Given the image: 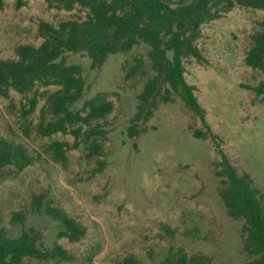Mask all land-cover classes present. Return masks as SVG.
Returning <instances> with one entry per match:
<instances>
[{
    "label": "rangeland",
    "instance_id": "rangeland-1",
    "mask_svg": "<svg viewBox=\"0 0 264 264\" xmlns=\"http://www.w3.org/2000/svg\"><path fill=\"white\" fill-rule=\"evenodd\" d=\"M6 0L0 10V60L13 59L15 48L38 46L42 39L40 21L53 26L66 20H84L86 11L48 7L45 0ZM180 0H168L176 5ZM264 12L235 7L200 29L195 42L203 60H184V79L193 86L205 120L217 143L239 174L247 173L264 194V75L244 63L251 35L259 31ZM148 47L139 44L125 54H115L97 69L90 68L84 53H66L68 64L82 68L86 88L75 109L96 95L113 104L106 117L107 138L100 156L86 160L82 146L66 151V161L56 162L46 151L52 141L73 143L70 135H37L40 101L34 114L20 117L22 97L14 91L0 97V134L7 141L23 145L33 163L22 172L13 167L0 173V228L9 238L24 230L40 234L43 251L55 243L71 256L68 262L24 258L20 264H124L133 258L138 264H160L169 248H181L188 257L209 256L212 264H244L254 257L243 248L242 220L226 215L217 188L213 162L219 160L210 138L196 139L203 131L195 116L177 96L172 103L157 100L153 116L139 125V134L128 137L127 129L137 111V95L152 76ZM143 60L138 73L126 72ZM123 66L125 69H123ZM55 87L46 88L48 91ZM44 90V89H41ZM98 162L104 168L97 173ZM62 209L85 228L79 242L57 239L59 224L32 211L34 194ZM15 212L26 216L23 225L10 224ZM163 227L172 231L166 233Z\"/></svg>",
    "mask_w": 264,
    "mask_h": 264
},
{
    "label": "trees",
    "instance_id": "trees-1",
    "mask_svg": "<svg viewBox=\"0 0 264 264\" xmlns=\"http://www.w3.org/2000/svg\"><path fill=\"white\" fill-rule=\"evenodd\" d=\"M6 0H0V10ZM48 7L72 11L76 7L86 11L84 20H66L53 26L40 21L37 27L42 42L15 48L13 59L0 60V97L10 98V92L19 94L20 117L27 119L39 109L35 126L37 135L51 137L55 134L70 135L73 143L52 141L46 151L56 162L66 161V151L82 146L86 160L98 157L107 138L106 117L112 112L113 104L102 95L85 100L78 109L86 88L82 68L68 64L66 53H84L90 61V68H100L111 55L125 54L139 44L148 47L147 58L152 76L137 95V111L127 129L128 137L139 134V125L153 116L157 100L167 104L181 99L184 105L199 118L205 132L195 131L196 139L210 138L219 160L212 163L214 175L220 178L217 193L226 215L242 220L241 237L244 251L254 258L244 264H264V194L254 186L247 173L239 174L217 143V137L205 120V111L197 102L193 86L184 79V60L193 58L200 62L203 57L195 45L200 38L201 27L235 7L264 12V0H180L172 5L168 0H45ZM25 0H16L20 8ZM259 31L251 35V45L244 63L264 75V19L258 23ZM135 65L126 72L132 77L143 66V60L136 58ZM123 69L124 66H123ZM139 73L144 74L143 70ZM55 87L53 91L46 88ZM264 87V80L259 90ZM44 89V90H41ZM33 163L28 150L20 144L4 139L0 134V173L13 167L22 172ZM104 168L98 162L94 173ZM32 211L46 215L59 224L57 239L79 242L85 236V228L62 209L52 206L46 194H34ZM26 216L15 212L10 224L23 225ZM166 233L173 234L163 227ZM40 234L32 229L24 230L16 238H9L0 228V264H20L24 258L56 263L68 262L72 256L55 243L51 248L38 247ZM124 264H138L129 257ZM160 264H212L209 256L188 257L183 249L169 248V255Z\"/></svg>",
    "mask_w": 264,
    "mask_h": 264
}]
</instances>
